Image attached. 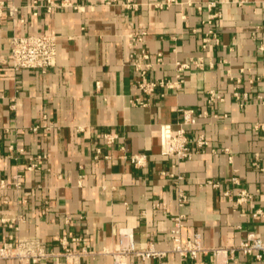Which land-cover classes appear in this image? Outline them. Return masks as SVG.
<instances>
[{"label":"crops","instance_id":"0c3cea01","mask_svg":"<svg viewBox=\"0 0 264 264\" xmlns=\"http://www.w3.org/2000/svg\"><path fill=\"white\" fill-rule=\"evenodd\" d=\"M72 1L78 8L49 12L47 0H0V55L16 34L58 44L47 70L0 69V242L38 238L56 254L41 264H67L66 237L83 252L79 264H113L122 228L138 249H167L182 215L183 240L200 232L208 250L170 253L162 264H217L219 247L229 264H264L230 254L251 232L264 239V0ZM142 51L150 81L174 80L177 62L203 65L186 70L180 87L148 95L134 64ZM211 91L221 98L211 102ZM185 109L206 115L184 125ZM162 124L208 144L192 158L164 155ZM133 154L146 163L134 165Z\"/></svg>","mask_w":264,"mask_h":264},{"label":"built area","instance_id":"2783aa9c","mask_svg":"<svg viewBox=\"0 0 264 264\" xmlns=\"http://www.w3.org/2000/svg\"><path fill=\"white\" fill-rule=\"evenodd\" d=\"M172 1V0H167ZM210 7H215L216 3L211 2ZM57 8H78L72 0H47V10L52 12ZM14 12V11H13ZM212 32V31H210ZM145 32L131 36L133 44L143 40ZM206 41H209L207 39ZM206 46V45H205ZM264 49V46L262 47ZM58 44L57 37L50 34H29V35H14L11 39V48L8 57L0 55V69L2 66L9 65L14 71L23 69H41L47 70L54 66L57 62ZM150 55L146 51H142L138 59H135L134 64L136 69L140 71L142 79L138 82V86L142 92L148 95H153L158 87L176 88L180 87L184 82V73L192 67H202L200 61L192 62H177V73L174 80H155L147 79V68L150 64H143L141 59H149ZM157 59L162 60L161 54H158ZM239 93L237 92L236 95ZM221 97L214 91H211L210 101L213 102ZM136 103L145 105L146 102L141 98L136 99ZM184 125H197L201 118L205 117V113H197L193 109H185ZM46 117V116H45ZM263 125V124H262ZM261 125V126H262ZM264 126V125H263ZM47 126V128H49ZM256 127H260L257 125ZM35 130L38 127L34 128ZM108 142H113L116 138L113 134H104ZM161 144L162 154L175 156L177 158H192L195 153L201 151L208 144V140L203 133L196 137H190L184 127L177 131L173 130L171 124L161 125ZM131 162L136 166H142L146 163L145 154H133ZM15 186L22 185L21 175L14 176ZM210 183H212L210 181ZM241 199H245L247 193L240 192ZM186 196L182 194V200ZM174 224L169 232L171 246L167 249H159L154 245L148 248L138 249L135 245L134 232L131 228H122L120 230V242L116 248L109 252L113 256V264H128L129 256L133 255L136 261L133 264L153 258L157 261L156 264H162L164 259L170 253H176L183 258L197 259L200 253L207 252L208 248L203 245L202 235L200 232H195L184 241L182 230L185 225V220L182 215L173 218ZM66 237L62 239L64 247V255L67 264H79L80 256L83 252L74 250L68 245ZM227 249L223 247L215 248L214 254L217 257V264H229L227 259ZM236 251L242 252L246 256H252L258 261H264V239L261 234L251 232L245 240H242L236 247L230 249V254L233 256ZM56 255L49 251L41 243L38 238L18 239L16 242H0V259H18L20 261L30 262L33 264H41L49 257Z\"/></svg>","mask_w":264,"mask_h":264}]
</instances>
